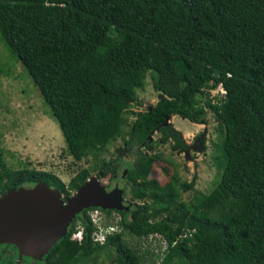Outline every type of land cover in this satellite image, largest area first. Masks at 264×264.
Masks as SVG:
<instances>
[{"label":"trees","instance_id":"obj_1","mask_svg":"<svg viewBox=\"0 0 264 264\" xmlns=\"http://www.w3.org/2000/svg\"><path fill=\"white\" fill-rule=\"evenodd\" d=\"M0 37L26 66L76 159L98 156L119 136L129 148L148 146L155 130L187 149L168 121L174 114L206 122L210 108L223 127L224 168L210 191L183 199L197 174L183 181L174 169L160 183L150 173L161 155L137 149L123 186L134 207L130 216L118 210L120 229L96 241L83 209L44 254L48 264H264V0H0ZM149 73L162 95L135 111ZM219 85L217 101L205 96ZM117 169L111 161L95 170L100 179ZM91 175L83 167L65 183L0 157V197L38 181L70 194ZM77 220L81 240L71 237ZM126 234H159L166 246L155 253Z\"/></svg>","mask_w":264,"mask_h":264},{"label":"rangeland","instance_id":"obj_2","mask_svg":"<svg viewBox=\"0 0 264 264\" xmlns=\"http://www.w3.org/2000/svg\"><path fill=\"white\" fill-rule=\"evenodd\" d=\"M223 93V87L219 85L207 90L205 96L217 101ZM137 95V101L132 106L135 111L150 108L161 97V92L153 87L151 73L148 74L144 87L137 91ZM133 118L134 114H130L129 119ZM206 119V122H196L178 114L169 117L168 121H171L181 132L188 145L187 149H177L170 141L159 140L160 132L155 130L150 135L151 144L148 146L129 148L124 138L119 136L108 143L98 156L89 153L81 159H76L69 153L60 124L26 66L0 37V157L11 167L28 165L50 170L68 183L83 167L91 169L90 178L98 177L95 169L99 163L112 161L118 165L117 172L113 177L108 175L100 178V181L105 185L115 183L123 187L127 182L126 170L133 164L138 153L137 149H140L145 153L161 155L150 173V177L156 178L160 183L167 181L174 169L183 181H190L194 174H197L195 187L181 190L182 198L189 201L197 192L210 191L224 168V134L221 135L223 127L210 108L207 110ZM202 137H205L204 145L201 142ZM70 191L73 195L77 190L70 189ZM70 194L65 193L64 197ZM123 203L130 205L126 210V215L130 216L134 206L132 207L129 192L124 195ZM92 213L96 218L98 217L97 224L103 229L110 227L109 225L120 229L118 222L122 214L117 209L112 210L110 214L100 210ZM76 224L78 228L83 227L78 220ZM126 238L142 249L150 245L155 253L163 251L166 246V241L159 234H151L142 239L126 234ZM92 263V258L78 262V264Z\"/></svg>","mask_w":264,"mask_h":264},{"label":"water","instance_id":"obj_3","mask_svg":"<svg viewBox=\"0 0 264 264\" xmlns=\"http://www.w3.org/2000/svg\"><path fill=\"white\" fill-rule=\"evenodd\" d=\"M123 198V187L115 184L108 188L95 176L66 197L45 181L21 185L0 197V243H13L20 254L42 258L67 235L75 216L84 208L128 210L130 205H125Z\"/></svg>","mask_w":264,"mask_h":264},{"label":"flooded vegetation","instance_id":"obj_4","mask_svg":"<svg viewBox=\"0 0 264 264\" xmlns=\"http://www.w3.org/2000/svg\"><path fill=\"white\" fill-rule=\"evenodd\" d=\"M33 184H30V186ZM114 185L115 183L112 185H106V186L108 188H111ZM64 194L65 193H63V195ZM95 210L106 212L105 211L106 209L100 206H89V207L84 208V211H86V213L90 217H91L92 211H95ZM0 264H48V263L45 260V255H43L42 258H33L30 255L20 254L15 244L3 242V243H0Z\"/></svg>","mask_w":264,"mask_h":264},{"label":"built area","instance_id":"obj_5","mask_svg":"<svg viewBox=\"0 0 264 264\" xmlns=\"http://www.w3.org/2000/svg\"><path fill=\"white\" fill-rule=\"evenodd\" d=\"M91 219H92L94 225L96 226V228L94 229V231L92 233V236H93V238L96 241L103 242L105 240V238H106V234L108 232H111V231L115 230V227L113 225H109L110 227H107V228L103 229L102 226L97 224L99 219H98V217L97 218L95 217L94 213H91ZM83 228L84 227L78 228V226H77V229L73 231L71 237L74 238V239L81 240L82 237H83Z\"/></svg>","mask_w":264,"mask_h":264}]
</instances>
